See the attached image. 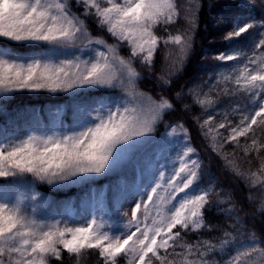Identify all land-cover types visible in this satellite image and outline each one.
<instances>
[{
    "label": "snow or ice",
    "instance_id": "6c2138e0",
    "mask_svg": "<svg viewBox=\"0 0 264 264\" xmlns=\"http://www.w3.org/2000/svg\"><path fill=\"white\" fill-rule=\"evenodd\" d=\"M74 3L82 9L80 14L73 11V0H0V40L48 46L40 58L17 56L0 47V95L120 91L108 102L77 108L69 130L33 131L24 137L0 140V180L12 178L13 185H0V264H49V258L61 260L64 252L79 257L86 250L98 251L103 264H117L121 256L127 258V264H221L210 258L216 253L221 255L222 264H264V242L254 232L246 234L238 217L230 226L232 230L225 229L218 239L184 240L182 233L214 230L206 222L205 210L216 189L210 185L194 190L202 178V163L192 158L195 149L188 143L183 124L166 125L152 156L138 169L136 180L131 185L116 186V212L123 220V230L111 222L103 192L92 193L95 207L83 224L71 226L66 220L38 218L43 198L33 190L34 182L83 184L108 176L154 140L153 134L165 115L174 110V103L163 95L155 98L139 90L142 75L136 64L151 71L161 45L166 49L175 46L173 68L182 64L192 47L191 31L196 27L198 0H189L190 6L184 10L189 27L176 34L169 31V26L180 18L177 0ZM88 17H94L97 26L116 43L93 36L86 23ZM253 29H259V39L253 41L251 55L235 50L214 56L225 63L243 61L230 72L221 73L216 85H225L223 95L244 94L251 108L231 109L239 116L238 122L228 112L218 123L211 114L202 122L197 118V122L225 166L243 176L249 188L264 190V164L258 171L244 174L223 151L224 145L240 147V139L250 136V144L243 147L245 155L255 152L259 157L264 151V143L255 134L256 128L264 129V21L240 23L237 19L223 39L238 41ZM122 46L128 48L127 57L120 55ZM158 79L171 84L165 75ZM189 95L204 109L214 103L209 93L190 89ZM130 193L140 199L134 201L129 216L127 211L120 213V208ZM216 195L218 204L227 205L221 211L233 219L236 209L231 196L226 192ZM258 210L264 211V200Z\"/></svg>",
    "mask_w": 264,
    "mask_h": 264
},
{
    "label": "trees",
    "instance_id": "16d2710c",
    "mask_svg": "<svg viewBox=\"0 0 264 264\" xmlns=\"http://www.w3.org/2000/svg\"><path fill=\"white\" fill-rule=\"evenodd\" d=\"M177 6L181 14L177 23L169 26V31L172 34H176L177 31L184 32L189 27L184 19V10L190 6L189 0H177ZM72 8L77 14L82 11L81 8L75 5L74 0ZM85 19L93 36L103 37L109 44L116 43L106 30L97 26L94 17ZM237 19L240 23L264 21V0H251V3H248L247 0H198L196 27L191 31L192 47L183 63L177 64L173 68L172 63L176 58L175 46H169L166 49L161 45L156 53L151 71L142 68L138 62L136 64L137 70L142 75V79L138 83L139 90L155 98L163 95L174 103V110L165 115L163 122L158 125L155 135L159 136L164 133L166 125L183 124L188 133V143L195 149V155L202 163V178L194 188H207L211 185L216 189V193L221 196L225 192L228 193L235 205L236 211L233 212V219H229L228 215L221 211L227 205L218 204L216 202L217 195L214 193L210 197L212 203L205 210L206 222L212 225L214 230H203L200 233H182L184 240L188 242L197 239L220 238L225 229L232 230L230 226L237 217L243 222L242 230L246 234L254 232L264 242V211L258 210L259 204L264 200V190L259 187L249 188L247 186L248 181L243 176L235 175L229 167L225 166L224 159L212 151L209 139L204 137L197 122V118L202 122L211 114L215 117V123H218L223 120V114L226 112L229 113L231 119L238 122L239 116L232 113L231 109L234 106H239L243 110L246 107L250 109L252 106L249 98L244 94L223 95L221 90L225 85H216V80L221 73L230 72L234 66L238 63L242 64L243 61L225 63L214 59V56L220 52L230 53L235 50H243L251 55L252 43L254 40L259 39V29H253L246 37L238 41L225 42L224 35L232 29ZM158 34L164 35L162 30H158ZM0 47H6L17 55L31 51L42 52L47 49L44 46L35 44L19 45L6 39L0 40ZM169 52H171V55L166 60L165 57ZM120 55L124 57L129 55L126 46L121 47ZM161 75H165L170 79L171 84H163L158 79ZM213 85H215L214 88ZM210 88H212L211 91ZM190 89H195L201 94L209 93L214 101L213 105L204 109L194 104L192 96L189 95ZM93 93L99 95L100 92L95 91ZM178 93L180 94L179 97L177 96ZM12 96L6 100H0V111H7L12 116L47 106L66 105V102L73 101L71 100L73 98L67 95L52 96L45 92L36 95L19 92ZM185 105H189V108L185 109ZM2 124L5 126L3 121ZM221 132H224V130H221ZM255 134L259 142L264 143V129L256 128ZM224 135L226 136L227 133H224ZM250 142L251 136L248 139L241 138L240 147L235 144H226L223 149L224 153L228 155V159L234 161L244 174L258 171L261 164H264V151L259 154V157L255 152L245 155L243 147L250 144ZM36 187L42 195L50 200L54 199L66 203L63 208L64 212L68 211L70 205H72L69 203L71 198L75 195H81L79 191L68 190L64 192L40 184ZM94 187L97 186L94 185ZM250 195L253 197L252 200H249ZM210 258H214L222 264V257L219 253ZM125 261L126 259L121 256L118 258L117 264H125ZM49 264H103V262L98 251L86 250L79 257L70 256L67 252H64L61 260L49 258Z\"/></svg>",
    "mask_w": 264,
    "mask_h": 264
},
{
    "label": "rangeland",
    "instance_id": "374dc122",
    "mask_svg": "<svg viewBox=\"0 0 264 264\" xmlns=\"http://www.w3.org/2000/svg\"><path fill=\"white\" fill-rule=\"evenodd\" d=\"M40 46H44L46 48L48 47L47 45ZM44 54L45 51H31L22 55H15L22 57L40 58ZM95 91H99L100 96L94 94L93 92ZM23 92L35 95L41 92H45L52 96L67 95L70 98H73L71 99L73 101L66 102V105H52L32 111H24L23 113H19L18 115L16 114L14 116L9 115L7 111H0V140L24 137L25 135L33 131L48 132L69 130L75 122V113L77 108L82 107L84 105L92 106L99 101L108 102L112 98L120 95L119 90L106 92L105 90L99 89H82L78 92L74 91L72 93H50L46 91ZM14 94L15 93H11L8 95H0V100L9 99L13 97L12 95ZM2 121L5 123V126H3ZM163 134L164 133L159 136H156L154 133V140L151 143L145 145L136 154L135 158L131 162L122 165L115 172L109 174L108 176L92 178L91 180H89V182L83 184H65L52 186L48 185L47 183H41L39 181L34 182L33 190L39 193L40 190H38L36 187V185L38 184L45 185L50 189L60 190L64 192L68 190L81 192V195H75L71 198L69 203H71L72 205H70L68 211L66 212L63 211V208L66 206V203L54 199L50 200L48 197L40 193L43 199L41 202V206L39 207L37 212L38 218L44 220H66L70 223L71 226L83 224L84 220L89 218L90 214L93 212V209L95 207L92 199V193L95 192L97 195H99L101 192H103L105 209L111 214V222L113 224H116L119 230H123V220L121 219L120 214L116 212L114 190L118 184L131 185L132 182L136 180L138 176V169L146 158L152 156V149L155 146V142L158 141ZM192 158L198 159L195 153ZM161 163H165V161H161ZM27 180L31 181V177H28ZM93 184L97 187H94ZM0 185L12 188V178H8V180H0ZM25 189H28L27 182H25ZM11 194L15 195V191H13ZM183 195L184 194L182 193L181 197ZM179 198L180 197H178V199ZM139 199V196H136L134 193H130L127 198L121 202L122 206L120 208V213L127 211L130 216L131 208L134 204V201ZM125 259V264H127V258Z\"/></svg>",
    "mask_w": 264,
    "mask_h": 264
}]
</instances>
